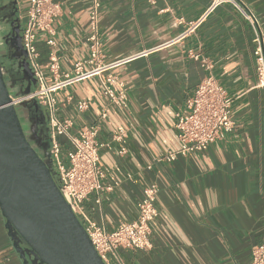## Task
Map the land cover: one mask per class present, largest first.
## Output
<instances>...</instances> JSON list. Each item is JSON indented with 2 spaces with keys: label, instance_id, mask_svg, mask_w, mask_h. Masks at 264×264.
Instances as JSON below:
<instances>
[{
  "label": "crops",
  "instance_id": "1",
  "mask_svg": "<svg viewBox=\"0 0 264 264\" xmlns=\"http://www.w3.org/2000/svg\"><path fill=\"white\" fill-rule=\"evenodd\" d=\"M61 5L54 19L55 34L39 33L38 60L49 73L50 54L56 50L61 71H70L90 55L92 0H55ZM99 33L103 61L131 59L56 93L58 115L72 119L70 132L100 123V165L104 183L101 211L94 217L108 230L137 217L144 189L159 186V214L152 223L150 250L122 248L128 264H246L255 245L264 240V88L258 85L255 44L248 21L230 2L212 10L192 32L184 34L213 0H100ZM257 15L264 33V0H241ZM29 0H17L22 28ZM52 38L54 46L48 43ZM1 51V50H0ZM4 51H1V55ZM10 55L13 51L10 50ZM193 53L206 55L212 73L233 102L235 126L203 152L158 160L178 149L177 113L209 73ZM10 68L14 57H9ZM10 66V67H9ZM86 69L90 66L86 64ZM117 76L125 83L128 103L123 109L109 101L101 79ZM14 97L27 86L19 75L8 77ZM113 87L120 89L118 81ZM88 101L80 111L78 103ZM31 118L34 146L46 151L48 142L38 133L35 111ZM107 117L101 119L102 112ZM42 112H44L42 108ZM125 130L128 151L113 135ZM63 156L70 146L61 137ZM0 264H24L6 228L0 208Z\"/></svg>",
  "mask_w": 264,
  "mask_h": 264
},
{
  "label": "built area",
  "instance_id": "2",
  "mask_svg": "<svg viewBox=\"0 0 264 264\" xmlns=\"http://www.w3.org/2000/svg\"><path fill=\"white\" fill-rule=\"evenodd\" d=\"M223 2L232 3L238 12L248 21L253 33L255 44V70L258 85L264 88V33L260 21L252 9L241 0H213L207 10L195 21L190 22L184 34L194 31L207 15ZM101 1L92 0L90 12L91 33L90 55L86 60L78 61L70 71H61L60 58L55 49L50 54L49 73L53 81H48V74L38 60L39 52L36 40L39 33L48 36L55 34L54 19L61 12V5L55 0H29L22 28V42L27 52V59L36 79L35 88L27 95L14 97V103L24 99L36 101L46 112L49 127V155L57 173L59 185L71 204L73 211L83 223L93 245L106 264H128L121 253L122 248L133 250H150L152 242V223L159 214L157 196L159 186L152 182L144 189L139 203L138 215L130 221H121L113 230L94 217L101 211L104 204V194L112 188L104 183L106 170L100 165V150L102 147L113 148L111 142L102 143L98 139L100 123L85 125L77 134L71 133L73 120L61 119L58 115L56 93L72 84L100 75L131 58H123L114 62L103 61L104 53L99 33V16ZM48 43L54 46L50 37ZM209 73L197 85L194 94L186 102V110L177 113L176 129L180 140L178 149H169L158 160L173 161L179 155L192 152H203L218 139L225 137L235 126V119L230 113L232 98L222 84L212 73L213 62L206 55L193 53ZM88 64L90 67L85 68ZM118 81L120 89L115 90L113 84ZM104 94L118 108L127 106L128 98L125 83L117 76H107L101 79ZM88 107V101L78 103L80 111ZM107 117V111L101 114V119ZM66 136L69 147L66 150L67 160L63 156L61 137ZM127 134L122 130L113 135V140L120 143L118 153L124 155L128 148ZM246 264H264V240L255 245L251 251V259Z\"/></svg>",
  "mask_w": 264,
  "mask_h": 264
},
{
  "label": "water",
  "instance_id": "3",
  "mask_svg": "<svg viewBox=\"0 0 264 264\" xmlns=\"http://www.w3.org/2000/svg\"><path fill=\"white\" fill-rule=\"evenodd\" d=\"M16 22L14 62L10 68L0 62V208L6 228L24 264H106L59 185L49 145L39 151L25 130L24 106L31 105L36 115L42 107L32 99L14 103L8 77L17 74L27 82L20 95L36 86L19 33L20 20Z\"/></svg>",
  "mask_w": 264,
  "mask_h": 264
},
{
  "label": "flooded vegetation",
  "instance_id": "4",
  "mask_svg": "<svg viewBox=\"0 0 264 264\" xmlns=\"http://www.w3.org/2000/svg\"><path fill=\"white\" fill-rule=\"evenodd\" d=\"M18 6L13 2V0H0V50L4 51L3 54H0V62L3 64H10L9 57L15 56L14 53H11L10 50L12 45H16L17 41L14 39L15 34H13L12 27L17 23L18 19ZM20 37L22 40V25L20 22ZM23 44V42H22ZM15 58V57H14ZM36 115V113H35ZM36 121L38 125V133L40 137L49 143V127H48V118L46 112H39L36 116ZM22 121L24 123L25 130L31 140L34 143L33 135H32V121L31 118L27 115H22ZM21 246L26 249L27 246L23 240L20 241ZM28 253H30L28 251ZM33 258V256H32Z\"/></svg>",
  "mask_w": 264,
  "mask_h": 264
}]
</instances>
